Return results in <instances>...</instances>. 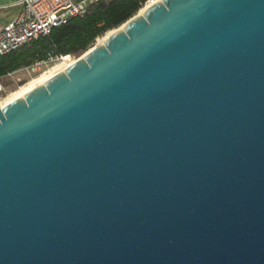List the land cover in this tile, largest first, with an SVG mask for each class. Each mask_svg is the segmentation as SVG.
I'll use <instances>...</instances> for the list:
<instances>
[{
  "label": "water",
  "instance_id": "95a60500",
  "mask_svg": "<svg viewBox=\"0 0 264 264\" xmlns=\"http://www.w3.org/2000/svg\"><path fill=\"white\" fill-rule=\"evenodd\" d=\"M120 25L0 104V264H264V0Z\"/></svg>",
  "mask_w": 264,
  "mask_h": 264
},
{
  "label": "trees",
  "instance_id": "16d2710c",
  "mask_svg": "<svg viewBox=\"0 0 264 264\" xmlns=\"http://www.w3.org/2000/svg\"><path fill=\"white\" fill-rule=\"evenodd\" d=\"M144 1L92 0L83 15L70 16L65 22L51 27L47 34L0 55V77L35 59L45 58L49 50L69 55L85 51L96 37L137 13Z\"/></svg>",
  "mask_w": 264,
  "mask_h": 264
},
{
  "label": "built area",
  "instance_id": "2783aa9c",
  "mask_svg": "<svg viewBox=\"0 0 264 264\" xmlns=\"http://www.w3.org/2000/svg\"><path fill=\"white\" fill-rule=\"evenodd\" d=\"M92 0H20V11L11 20L0 24V55L20 45L47 34L51 27L65 22L70 16L83 15ZM145 0L142 4L153 3ZM151 3V4H152ZM68 54H58L53 50L46 52L43 59H35L30 64L8 72L24 71L28 75L39 70L47 63L62 60ZM1 85V84H0ZM1 89V86H0Z\"/></svg>",
  "mask_w": 264,
  "mask_h": 264
},
{
  "label": "bare ground",
  "instance_id": "6f19581e",
  "mask_svg": "<svg viewBox=\"0 0 264 264\" xmlns=\"http://www.w3.org/2000/svg\"><path fill=\"white\" fill-rule=\"evenodd\" d=\"M155 1H158V0H154L153 2H155ZM151 3L152 2H150V3L148 2L145 5L141 6L139 8V10L137 11V14H141L145 10V8L148 7ZM121 28H122V26L120 25L119 27L107 30L103 35L98 36L96 38V44L103 43L108 35H110L115 30L121 29ZM74 60L75 59H72V57L69 54L66 55L62 60L55 63L48 70L42 72L41 74H39L35 77L30 78L29 80L24 82L22 85H20L19 88H17V90H15L14 92L11 93L9 101L12 99L18 98V97H22L24 95V93H26L28 90H30L31 88H33L37 85L42 84L48 77H50L54 73L59 72L61 69L65 68L68 64H70ZM0 104L2 105L4 103H2L0 101Z\"/></svg>",
  "mask_w": 264,
  "mask_h": 264
},
{
  "label": "rangeland",
  "instance_id": "374dc122",
  "mask_svg": "<svg viewBox=\"0 0 264 264\" xmlns=\"http://www.w3.org/2000/svg\"><path fill=\"white\" fill-rule=\"evenodd\" d=\"M96 38L93 44H96ZM82 53L83 52L78 53V54H70V56L72 57V59H75L79 57L80 55H82ZM57 62L58 61L47 63L46 65H43L39 70H37L36 72L30 75L23 73L24 71L22 70V71L14 72L12 75H9V76L0 77V84H1L0 101L2 103L8 102L10 99L11 93L17 90V88H19L20 85H22L24 82H26L30 78L35 77L41 74L42 72L48 70L51 66H53Z\"/></svg>",
  "mask_w": 264,
  "mask_h": 264
},
{
  "label": "crops",
  "instance_id": "0c3cea01",
  "mask_svg": "<svg viewBox=\"0 0 264 264\" xmlns=\"http://www.w3.org/2000/svg\"><path fill=\"white\" fill-rule=\"evenodd\" d=\"M20 0H0V24L14 18L20 11Z\"/></svg>",
  "mask_w": 264,
  "mask_h": 264
}]
</instances>
